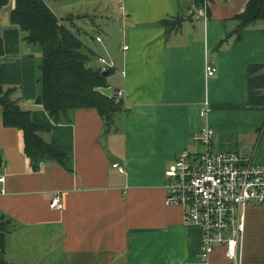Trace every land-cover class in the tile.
Here are the masks:
<instances>
[{
	"label": "crops",
	"instance_id": "0c3cea01",
	"mask_svg": "<svg viewBox=\"0 0 264 264\" xmlns=\"http://www.w3.org/2000/svg\"><path fill=\"white\" fill-rule=\"evenodd\" d=\"M43 1L57 17L65 13L79 34L76 23L89 21L97 46L94 51L84 41L94 53L89 65L101 67L97 56L114 63L101 92L124 108L107 130L93 108L54 122L35 102L40 51L11 24L14 0L3 6L0 83L18 88L21 106L46 128L41 136L71 157V171L52 160L34 168L21 132L3 126L0 115V219L9 222L4 260L197 264L199 233L182 223L179 207L165 204V172L180 151L195 146L192 135L204 125L215 131V150L264 163V22L236 32V15L248 0H205L206 19L196 15V0ZM176 17H182L179 28L166 30L163 21ZM207 62L217 68L212 78L205 75ZM116 162L124 173L111 167ZM55 192L60 210L49 207ZM239 263L264 264V205L246 209ZM210 264L232 263L217 248Z\"/></svg>",
	"mask_w": 264,
	"mask_h": 264
},
{
	"label": "trees",
	"instance_id": "16d2710c",
	"mask_svg": "<svg viewBox=\"0 0 264 264\" xmlns=\"http://www.w3.org/2000/svg\"><path fill=\"white\" fill-rule=\"evenodd\" d=\"M10 0H0V11ZM202 6L205 0H196ZM239 21L236 32L256 20L264 22V0H248L245 11L236 15ZM10 22L19 28L22 39L39 47L41 60L37 66L36 83L42 108L56 123L67 112L80 108H93L102 117L105 130L111 128L116 113L123 110V101L101 92L107 86L109 69L103 76L102 68L89 65L94 53L80 39L78 31L65 25L43 0H14ZM182 17L163 21L166 30L179 28ZM3 51L0 37V53ZM18 88L0 83V115L3 126L18 129L22 134L23 153L34 168L45 160L56 161L66 170L70 155L47 142L41 134L46 130L32 121L30 112L20 104ZM0 155V165H1ZM9 222L0 219V264H8L3 258L5 236Z\"/></svg>",
	"mask_w": 264,
	"mask_h": 264
},
{
	"label": "built area",
	"instance_id": "2783aa9c",
	"mask_svg": "<svg viewBox=\"0 0 264 264\" xmlns=\"http://www.w3.org/2000/svg\"><path fill=\"white\" fill-rule=\"evenodd\" d=\"M122 10L121 7H119ZM196 15L207 17L206 9H196ZM96 35L95 40L100 41ZM127 46H124V50ZM102 70L114 69V63L97 56ZM217 71L213 63H205V75L212 78ZM208 109L200 112L206 116ZM215 131L204 125L192 135L195 146L178 153L165 172V204L182 211V223L199 233L197 264H210V257L222 248L226 259L240 264L245 231L246 209L264 205V163H256L250 156L237 151L214 149ZM112 168L120 173L119 163ZM4 176L0 175V183ZM4 188H0V194ZM51 209H62L60 192L52 194Z\"/></svg>",
	"mask_w": 264,
	"mask_h": 264
},
{
	"label": "rangeland",
	"instance_id": "374dc122",
	"mask_svg": "<svg viewBox=\"0 0 264 264\" xmlns=\"http://www.w3.org/2000/svg\"><path fill=\"white\" fill-rule=\"evenodd\" d=\"M59 17L58 18H60L62 21H63V23L65 24V25H67L68 26V21L65 19L66 17V15H65V13L64 14H62V13H60V11H59ZM86 25V26H84L83 25V23ZM82 22H77L76 24H77V26L79 27L80 26V28L81 27H83V30H81V34H80V39L84 42L85 41V43H86V40L87 41H90V43L92 44V46L91 45H89L90 47H91V49H93L94 51H97V46L95 45V42L92 40V38H91V34H90V30H89V27H90V23H89V21L87 20V19H84V20H82ZM69 26H70V28H73V30H74V27H72L70 24H69ZM85 31H87V34H86V32ZM101 38V37H100ZM102 41V38L100 39V41H97V42H101ZM87 44V43H86ZM35 46V45H34ZM37 48L36 49H38L39 50V47L38 46H36ZM122 48H123V45H122ZM40 51V50H39ZM40 60H41V55H40V58H39V62H40ZM39 62H38V64H39ZM35 102H36V100H35ZM240 144H244V141H242V142H240ZM241 146V148H242V146L243 145H240ZM250 146L251 145H248V147L250 148Z\"/></svg>",
	"mask_w": 264,
	"mask_h": 264
},
{
	"label": "water",
	"instance_id": "95a60500",
	"mask_svg": "<svg viewBox=\"0 0 264 264\" xmlns=\"http://www.w3.org/2000/svg\"><path fill=\"white\" fill-rule=\"evenodd\" d=\"M103 76H107L108 75V71L107 70H104L102 73H101ZM40 97H37L36 99V103H40Z\"/></svg>",
	"mask_w": 264,
	"mask_h": 264
}]
</instances>
